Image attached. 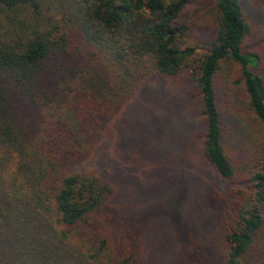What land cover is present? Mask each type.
<instances>
[{
    "label": "trees",
    "instance_id": "16d2710c",
    "mask_svg": "<svg viewBox=\"0 0 264 264\" xmlns=\"http://www.w3.org/2000/svg\"><path fill=\"white\" fill-rule=\"evenodd\" d=\"M196 2L216 15L203 46L186 43ZM250 31L240 0H0V264H150L144 222L87 162L150 81L187 77L204 157L224 181L206 197L220 245L188 232L171 264H264V69L244 50ZM229 120L244 126L235 151ZM55 226L85 250L51 249Z\"/></svg>",
    "mask_w": 264,
    "mask_h": 264
},
{
    "label": "rangeland",
    "instance_id": "374dc122",
    "mask_svg": "<svg viewBox=\"0 0 264 264\" xmlns=\"http://www.w3.org/2000/svg\"><path fill=\"white\" fill-rule=\"evenodd\" d=\"M240 2L251 25L244 50L262 53L264 69V0ZM215 16L201 2L190 5L184 13L191 26L186 43L206 44L214 34ZM225 76L217 78L218 98H226ZM193 89L188 77L180 83L154 78L114 119L110 141L100 151L104 156L87 162V168L101 166L115 176L118 198L134 208L135 222H144L141 260L150 264L178 260L180 238L188 232L205 247L220 245L219 224L206 197L224 181L204 157L201 104L194 99L200 97ZM243 127L229 120L225 146L231 151L241 147ZM60 230L53 229L51 249L77 255L85 250L75 238L62 239Z\"/></svg>",
    "mask_w": 264,
    "mask_h": 264
}]
</instances>
